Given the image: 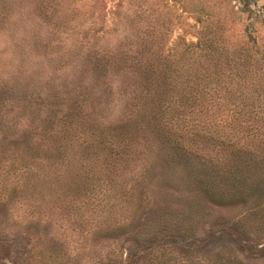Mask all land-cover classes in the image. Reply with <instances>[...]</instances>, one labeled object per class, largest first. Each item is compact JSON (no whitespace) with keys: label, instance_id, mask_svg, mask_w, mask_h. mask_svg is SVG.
<instances>
[{"label":"rangeland","instance_id":"obj_1","mask_svg":"<svg viewBox=\"0 0 264 264\" xmlns=\"http://www.w3.org/2000/svg\"><path fill=\"white\" fill-rule=\"evenodd\" d=\"M241 34L236 116L264 101V0H0V264H264V160L200 158L163 79L174 45Z\"/></svg>","mask_w":264,"mask_h":264},{"label":"trees","instance_id":"obj_2","mask_svg":"<svg viewBox=\"0 0 264 264\" xmlns=\"http://www.w3.org/2000/svg\"><path fill=\"white\" fill-rule=\"evenodd\" d=\"M252 42L255 45L249 35L242 34L234 41L229 42L223 38L219 43L200 37L196 42L174 45L166 56V62L171 65L178 62L183 64L186 58H191L189 60L192 61L185 68L179 67L189 73L183 79H179L180 75L183 76L179 68H168L171 75L164 72L167 76L163 75V79L170 86L166 96L175 94V98L180 97L172 103L182 105L183 109L184 104L189 105L187 115L175 117L179 124L171 123L169 127L176 125L175 135L186 143H204L208 151L200 158L211 165L228 166L238 162L251 168L253 164L264 160V101L246 104L242 108L245 110L242 116L230 115L223 107L227 94L234 96L245 89V80L241 83L245 76L239 75L235 70L238 66L245 65L249 58L245 52ZM221 57L230 70L227 76H223L216 68ZM258 62L264 64V56ZM176 71H179L178 76H174ZM258 80L264 86V71ZM186 84L192 86L187 88ZM252 84L257 85V82ZM169 121L173 122L172 119Z\"/></svg>","mask_w":264,"mask_h":264}]
</instances>
